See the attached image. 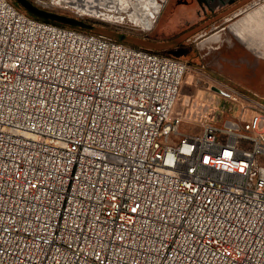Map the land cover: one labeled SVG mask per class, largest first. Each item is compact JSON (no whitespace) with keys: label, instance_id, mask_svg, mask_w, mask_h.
Segmentation results:
<instances>
[{"label":"built area","instance_id":"obj_1","mask_svg":"<svg viewBox=\"0 0 264 264\" xmlns=\"http://www.w3.org/2000/svg\"><path fill=\"white\" fill-rule=\"evenodd\" d=\"M186 71L0 0V264H264V103Z\"/></svg>","mask_w":264,"mask_h":264},{"label":"rangeland","instance_id":"obj_2","mask_svg":"<svg viewBox=\"0 0 264 264\" xmlns=\"http://www.w3.org/2000/svg\"><path fill=\"white\" fill-rule=\"evenodd\" d=\"M10 1L26 11L16 0ZM33 1L58 13L85 19L94 25L92 33L114 39L126 34V44L184 61L187 71L175 107V113L187 114L184 131H201L200 118L205 109L212 106L222 110L225 105L230 106V101L215 87L226 92L236 90L264 103V0H258L256 5H253L256 0H228L217 8H203L196 1L180 0L172 4V0H167L152 30L134 21L139 14L140 18L143 16L138 0H121L119 6L123 9L115 21L107 16L114 12L105 7L101 11L106 20L83 14L86 12L79 11L71 0ZM235 26L237 29L242 26V37L235 33ZM239 106L234 105L232 115L239 112Z\"/></svg>","mask_w":264,"mask_h":264},{"label":"bare ground","instance_id":"obj_3","mask_svg":"<svg viewBox=\"0 0 264 264\" xmlns=\"http://www.w3.org/2000/svg\"><path fill=\"white\" fill-rule=\"evenodd\" d=\"M120 1L121 0H80V1L71 0L70 2L74 3V5H76L79 11L86 12L83 14L85 15L92 14L97 18L106 20V18H104L106 16L102 17L103 11H101V8L105 7L109 9V12H114V15H107V16H111V18H116V16L119 17V15L117 14L118 12L121 11V9H123V6L121 7L119 6ZM258 2L259 1L256 0V2L253 3V5L258 4ZM57 3H61V0L57 1ZM138 4L141 7V11H142L141 14H143L142 16L143 18L142 17L140 18V14H139V18L135 20L137 22H141L144 25H150L152 23V18H156L157 16L161 15V13L164 10V6L159 4V0H146L145 2L144 0H138ZM216 39H218V37Z\"/></svg>","mask_w":264,"mask_h":264},{"label":"water","instance_id":"obj_4","mask_svg":"<svg viewBox=\"0 0 264 264\" xmlns=\"http://www.w3.org/2000/svg\"><path fill=\"white\" fill-rule=\"evenodd\" d=\"M175 1L178 2L180 0H172V4H174ZM195 1L198 2L200 6L203 8L211 6L209 0H189V2L191 3ZM16 2L29 13L39 17H43L46 19H50L71 26L88 28V29H91L94 26L93 24L87 22L85 19L58 13L56 11L50 10L45 6L40 5L39 3L34 2L33 0H16Z\"/></svg>","mask_w":264,"mask_h":264},{"label":"trees","instance_id":"obj_5","mask_svg":"<svg viewBox=\"0 0 264 264\" xmlns=\"http://www.w3.org/2000/svg\"><path fill=\"white\" fill-rule=\"evenodd\" d=\"M26 13H28L29 15L39 19V20H43V21H47V22H51V23H54V24H57V25H60V26H65V27H72V28H75V29H78V30H81V31H84V32H87V33H92L90 32V30L92 29H88V28H82V27H76V26H71V25H67V24H63V23H60V22H56V21H53V20H50V19H46V18H43V17H39V16H36V15H33L31 13H29L28 11H25ZM92 34H100V33H92ZM127 35L126 34H121L119 36L118 39H114V38H111L115 41H118V42H121V43H124L126 44L124 41L126 39ZM126 45H129V44H126ZM129 46H132V45H129ZM134 47V46H133ZM144 49H148V48H144ZM150 51H154V52H157V53H161V52H158V51H155V50H151V49H148Z\"/></svg>","mask_w":264,"mask_h":264},{"label":"crops","instance_id":"obj_6","mask_svg":"<svg viewBox=\"0 0 264 264\" xmlns=\"http://www.w3.org/2000/svg\"><path fill=\"white\" fill-rule=\"evenodd\" d=\"M210 2V5H211V7H213V8H217V7H219V5H221V4H223V3H225V2H227L228 0H209ZM248 11V10H247ZM248 13V12H247ZM246 17V16H245ZM234 30H235V33L239 36V37H242V31H243V29H242V26L240 27V29H237V27L235 26V28H234Z\"/></svg>","mask_w":264,"mask_h":264},{"label":"flooded vegetation","instance_id":"obj_7","mask_svg":"<svg viewBox=\"0 0 264 264\" xmlns=\"http://www.w3.org/2000/svg\"><path fill=\"white\" fill-rule=\"evenodd\" d=\"M35 2V1H34ZM64 1L63 0H61V3H63ZM211 7V6H210ZM211 8H213V7H211Z\"/></svg>","mask_w":264,"mask_h":264}]
</instances>
